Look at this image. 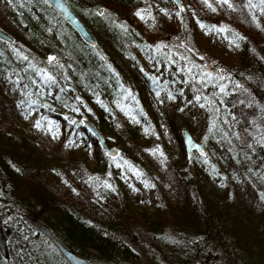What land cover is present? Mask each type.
I'll list each match as a JSON object with an SVG mask.
<instances>
[{
	"label": "trees",
	"instance_id": "trees-1",
	"mask_svg": "<svg viewBox=\"0 0 264 264\" xmlns=\"http://www.w3.org/2000/svg\"><path fill=\"white\" fill-rule=\"evenodd\" d=\"M66 1L94 46L45 0H0V264H67L24 215L89 264H264L263 103L238 88L264 94L258 27L229 43L198 0ZM248 2L223 11L246 22ZM194 34L238 51L231 92L189 65Z\"/></svg>",
	"mask_w": 264,
	"mask_h": 264
},
{
	"label": "rangeland",
	"instance_id": "rangeland-1",
	"mask_svg": "<svg viewBox=\"0 0 264 264\" xmlns=\"http://www.w3.org/2000/svg\"><path fill=\"white\" fill-rule=\"evenodd\" d=\"M198 2L201 5H203L206 9L213 10L214 12H218L216 13L218 17L217 20H219L218 27H220L221 30L222 29L230 30L229 32L230 38L228 40L229 43L234 39H236L237 37L241 36L242 33L243 34L245 33V35L252 36V34H254L253 29L250 28V24H252V22L254 23V25L258 27L256 28L260 31V33L264 38V2H262V0L251 1V6L247 8V10L249 9L250 11L249 13L250 20L242 23L239 22H241V20L243 19L240 20L239 18H235L234 15L228 16L227 12L223 11L225 10V8H223L222 6H226L227 4L218 2V0H208L207 4H205L203 0H198ZM209 4L211 5V7L208 6ZM144 13H146V15L149 14L147 9H145ZM192 31H193L192 28L189 30L187 28H184V32H186L187 34H190ZM8 34L10 35V33ZM146 34L149 40H153L155 37V32H146ZM185 43L187 44L189 43V41L186 40ZM190 43L194 45L188 46L187 44L186 48L188 47L193 52H191L189 49L183 52L185 55L184 57H186V59H188V62H190L189 65L192 68H195L198 72H203L207 81H210L211 83H216L220 89H226V91L231 92V90L227 85L232 84L231 81L234 80L231 78V75L233 73L232 68H234L233 66L241 62L238 51L235 52L234 49H230L229 47L218 45L216 44V42H212L211 37H207V36L203 37V35H199V34H194L192 36V39L190 40ZM175 44L176 41L174 43L175 47H177L178 44L183 45L185 47L183 42L177 43V46ZM249 47L250 48L248 50L249 52L248 54L251 55L252 57L254 56V53L264 56V44L262 45L261 42L258 43L257 41H255V44L253 42L252 45H249ZM190 57L191 59H189ZM238 88L241 91L239 102L245 104L249 103L254 108H256L257 105L258 106L261 105L257 103H261V102L263 103V105L261 106L262 109L260 110V114L262 115V117H264V94H261L260 91L254 90L257 89L255 87H253L254 89L250 87L243 88L241 87V85H238ZM202 93L203 90L201 91V97H203L202 101L208 104V108L211 106L216 107L215 102L211 100V98L207 94H202ZM256 97H260L261 99H263V101L260 102L255 101ZM196 141H200V140H196ZM192 152H196V151L193 150ZM2 220L4 219L2 218ZM5 264H13V262L10 259H8Z\"/></svg>",
	"mask_w": 264,
	"mask_h": 264
},
{
	"label": "water",
	"instance_id": "water-1",
	"mask_svg": "<svg viewBox=\"0 0 264 264\" xmlns=\"http://www.w3.org/2000/svg\"><path fill=\"white\" fill-rule=\"evenodd\" d=\"M62 18L63 20L79 35V37L89 46L95 45V40L86 28L85 24L81 19L73 12V10L68 6L66 0H45ZM174 5L178 8L182 7L181 0H172ZM0 40L7 43H11L13 38L2 29H0ZM83 124L88 132L92 133L97 139L99 147L104 151V153L110 157H115L117 155V150L106 146L99 132L92 126L89 122L83 120ZM183 142L187 154L189 155L193 150L197 153L203 155L205 153L204 141H196L189 130H182ZM24 219L27 223L40 232L49 242L56 248L60 256L64 259L67 264H89V262L72 252L71 250L64 247L52 234L51 230L42 222L37 219L31 218L30 216L24 215ZM0 254L5 258L6 254V241L1 229L0 223Z\"/></svg>",
	"mask_w": 264,
	"mask_h": 264
},
{
	"label": "snow or ice",
	"instance_id": "snow-or-ice-1",
	"mask_svg": "<svg viewBox=\"0 0 264 264\" xmlns=\"http://www.w3.org/2000/svg\"><path fill=\"white\" fill-rule=\"evenodd\" d=\"M203 2H204L205 4H207V3H208V0H203ZM218 2H221V3H223V4H227L229 8H232V7H233V5L230 3V0H218ZM262 2H264V0H262ZM208 6L211 7L210 4H209ZM249 6H251V0H249ZM181 10H183V9H181ZM137 15H140V14L137 13ZM201 27L203 28V27H205V26H204V25H201ZM218 30H219V29H218ZM238 38H239V39H243V37H238Z\"/></svg>",
	"mask_w": 264,
	"mask_h": 264
}]
</instances>
